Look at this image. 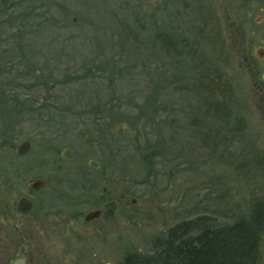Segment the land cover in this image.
<instances>
[{"label":"rangeland","instance_id":"374dc122","mask_svg":"<svg viewBox=\"0 0 264 264\" xmlns=\"http://www.w3.org/2000/svg\"><path fill=\"white\" fill-rule=\"evenodd\" d=\"M207 5L225 44L197 45L194 59L224 72L233 113L246 124L217 141L207 105L192 90L198 66L166 54L160 38L171 29L194 48ZM257 22L264 25V12L249 13L245 0H0L5 113L23 122L19 132L36 134L43 172L58 166V197L83 198L70 182L82 180L77 170L107 197L103 236L102 220L95 221L89 241L59 247L61 264H95L93 252L103 253V264H120L182 221L206 215L231 223L264 199V26ZM66 148L74 151L70 160L61 157ZM92 210L89 200L77 212L84 221Z\"/></svg>","mask_w":264,"mask_h":264},{"label":"flooded vegetation","instance_id":"af4514ba","mask_svg":"<svg viewBox=\"0 0 264 264\" xmlns=\"http://www.w3.org/2000/svg\"><path fill=\"white\" fill-rule=\"evenodd\" d=\"M245 4L249 13L258 6L260 11L264 12V0H245ZM205 10L208 13L202 17L203 22L201 21L196 30L193 43L212 45L213 49L217 50L218 44H225L226 37L219 32L215 8L207 5ZM173 32L174 30L170 29V36ZM262 42L264 40H260V43ZM254 50L256 51L255 48ZM261 54H264V51ZM252 57L257 60L259 66L263 64L262 59L256 57L253 51ZM246 59L251 58L247 55ZM201 66L218 69L216 64L204 65L203 59ZM4 76H8V68L0 67V95L8 86L7 82L2 85ZM261 76L264 80V72ZM261 90L264 93V88ZM12 113L13 116L10 114L8 117L4 111V101L0 98V264H61L58 257L59 247L69 251L73 247V239L83 237L82 244L89 241L90 229L95 221L102 220L98 232L103 236V189L97 193L96 189L101 183L90 182L84 171L77 170L82 180L70 182L72 188L79 190L83 198L76 196L65 201L58 197L61 171L56 166L49 172H43L42 157L45 149L36 142L37 136L34 132L18 131L23 122ZM51 151V148H47V152ZM82 200H90L94 204V210L84 216V221L83 214L77 212L84 204ZM93 212H99V215L87 220V216ZM87 255L88 253L84 257ZM90 257L96 258L95 264H103L102 252H93ZM74 261L70 264H81L80 260L78 263Z\"/></svg>","mask_w":264,"mask_h":264},{"label":"trees","instance_id":"16d2710c","mask_svg":"<svg viewBox=\"0 0 264 264\" xmlns=\"http://www.w3.org/2000/svg\"><path fill=\"white\" fill-rule=\"evenodd\" d=\"M160 38H163L162 45L167 47L166 54L189 57L198 66L195 72L198 90L191 89L207 105L204 114L211 118L208 124L214 131V140L217 141L219 134L232 138L244 132V119L233 113L235 93L232 85L222 83L224 72L202 67V60L194 59L198 56V44L192 48L187 43L188 36L175 37L167 32ZM206 77L213 80L202 81ZM215 95L220 98L216 103L212 102ZM192 125L202 138L208 137L198 125ZM151 153L153 156L156 151ZM104 198H107L105 194ZM263 238L264 199H260L251 205L247 214L231 223L216 225L211 216L206 215L182 221L155 237L146 253L129 252L120 264H260Z\"/></svg>","mask_w":264,"mask_h":264},{"label":"water","instance_id":"95a60500","mask_svg":"<svg viewBox=\"0 0 264 264\" xmlns=\"http://www.w3.org/2000/svg\"><path fill=\"white\" fill-rule=\"evenodd\" d=\"M74 155V151L72 149H65L63 151V158L66 159V160H70ZM90 165L94 168H99V163L92 160L90 162ZM99 215V212H93V213H90L88 216H87V220H91L95 217H97Z\"/></svg>","mask_w":264,"mask_h":264}]
</instances>
